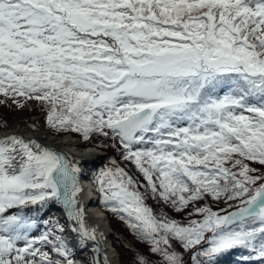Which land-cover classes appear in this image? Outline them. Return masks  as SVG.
<instances>
[{
    "label": "snow or ice",
    "instance_id": "snow-or-ice-1",
    "mask_svg": "<svg viewBox=\"0 0 264 264\" xmlns=\"http://www.w3.org/2000/svg\"><path fill=\"white\" fill-rule=\"evenodd\" d=\"M0 97L112 141L121 159L96 190L159 264H220L237 249L238 264H264V0H0ZM7 128L0 264H80L59 220L37 234L52 205L109 264L85 224L79 162Z\"/></svg>",
    "mask_w": 264,
    "mask_h": 264
},
{
    "label": "bare ground",
    "instance_id": "bare-ground-1",
    "mask_svg": "<svg viewBox=\"0 0 264 264\" xmlns=\"http://www.w3.org/2000/svg\"><path fill=\"white\" fill-rule=\"evenodd\" d=\"M7 132L9 134H19L24 136L26 139H37L39 142L45 144L46 146L53 147L56 150L68 155L69 157L73 158L74 160L79 162V166L81 167L82 172L87 175L86 170L84 171L83 162L87 159L93 158V148L87 150L86 148H80V142L75 140L72 135H62V137H56L49 134H46L42 130H27L22 131L19 125H15L11 128H7ZM3 134V131L0 130V135ZM91 156V157H90ZM81 186L83 188V192L80 195V199L82 202V206L85 210V224L88 229L94 230L97 233L99 238V245L101 248L102 256H107L109 264H120L119 256L117 251L115 250L113 244L109 240V223L107 221V216L101 209L98 208L96 203V196L94 195V191L92 188V184L89 180L81 178ZM97 205V206H96ZM59 207V206H58ZM61 216H64L62 209L60 208ZM60 216V217H61ZM70 231V230H69ZM71 232V231H70ZM72 237V246L74 247L75 251L85 250L92 254V248L90 243L93 241H87L86 246H78L79 239Z\"/></svg>",
    "mask_w": 264,
    "mask_h": 264
},
{
    "label": "trees",
    "instance_id": "trees-1",
    "mask_svg": "<svg viewBox=\"0 0 264 264\" xmlns=\"http://www.w3.org/2000/svg\"><path fill=\"white\" fill-rule=\"evenodd\" d=\"M0 101H4L3 103H0V111L3 110V112H5V114H7V115H12V116L13 115H20V116L24 115V116L32 117V116H36L38 114H41L43 117V121L46 123V111L40 105V103L37 101H28L24 108L17 107V105L14 104L11 100H8L4 97H0ZM46 125H47V123H46ZM47 127H48V125H47ZM60 133L67 135L66 132H60ZM92 138L94 139V141L90 142V144H92L91 146L97 147L98 149L105 152L104 159L101 163L102 165H100L97 168L95 167L96 169H95L94 173L96 176V174L99 172L100 169L104 168L105 166H107L110 163L111 159H116L117 161H120L121 158H120L119 153L116 151V149L111 147L112 141L106 140L105 138L99 137V136H93ZM82 141H84V140L82 139ZM84 142H87V141H84ZM121 166H124L123 162H121ZM253 166L254 167H260L259 165H253ZM127 167L130 168L133 172H135V169L131 164H128ZM94 186H95V182H94ZM94 191L99 198L98 199V206H99V208L102 207V209L106 213L107 219L109 221V227L111 228V230L117 234L123 235L126 239H128L130 242L135 244L140 252L150 253L149 246L142 243L141 241H139L138 237H136L132 233V231L127 227L126 223L123 220H121L118 215L112 213L111 211H109L105 207V205L102 202L101 196L99 195L98 191L96 190V186H95ZM148 203L155 206L156 209H160L161 207H164V210L168 213L169 216H171L172 218H174L176 220L178 219L181 222H186V215H187L186 213H176L172 209L167 208L163 205H156L155 202H153L152 200H149ZM223 207H225V205H223V204H220L218 206V208H223ZM218 208H217V210H218ZM115 222L118 223L119 226L115 225L116 224ZM66 235H67V238H68V236L70 237V234H66ZM115 243H116L115 245H117V246L121 244L118 241H115ZM175 246H176L178 251L183 252V249L180 247V245L178 243L175 244ZM143 248H144V250H143ZM241 251L242 250H239V249L233 250L231 253L222 256L220 258V264H238V262L240 260ZM190 255H191V253H185V261L187 262V264H191V261L189 260ZM144 256H146L147 258L149 257L147 254H145ZM152 261L155 262L154 260H152Z\"/></svg>",
    "mask_w": 264,
    "mask_h": 264
},
{
    "label": "rangeland",
    "instance_id": "rangeland-1",
    "mask_svg": "<svg viewBox=\"0 0 264 264\" xmlns=\"http://www.w3.org/2000/svg\"><path fill=\"white\" fill-rule=\"evenodd\" d=\"M4 121L7 122L8 128H11L15 125H19L21 127L22 131L38 130L39 129V130H42L43 132H45L46 134L56 136V137H62V134H63V133H60L54 129L47 127L46 123L43 121V117L41 114H38V115L32 116V117H28V116H24V115H22V116L13 115L12 116V115L5 114V112H3V110H2V111H0V123H2ZM66 134L72 135V137L75 140L80 142V146H79L80 148H86V149L93 148V150L95 152L97 151L98 153H100V154H98L99 156H96L95 154H93L94 156H92L93 158H91V159H94L95 161H97L98 164L97 165L95 164V166L89 165L88 168L86 169L87 180H89L91 182L92 188L94 191V189H95V186H94L95 173H94V171L97 167L102 165L101 163L104 159L105 152L98 149L97 147L91 146L92 144H90V142L94 141L93 138L87 142H84V141H82V138H81L80 134H78V133L66 132ZM63 135H65V134H63ZM94 195L96 196L95 200H96V204L98 205V199L99 198H98L97 194L95 193V191H94ZM153 207L155 208V206H153ZM98 208H99V206H98ZM99 209H101L103 211V213H105L104 210L102 209V207H100ZM156 210L159 211V209H156ZM39 216H40V221H39V228H38L37 234H40L45 230L44 221L49 220V219L59 220V222L65 227V229L68 230L66 232V234H70L69 225L65 221L60 220V219L64 218V216H61V212L50 211L49 214L43 215V217H41V215H39ZM107 221H108V219H107ZM108 223H109V221H108ZM115 225L119 226L118 223H116ZM116 235L119 238H114V239L109 238V240L111 241V244H113L115 250L118 253L120 264H133V261L136 260L139 255H145V254H147L152 260H154L156 264H159V258L158 257L152 255L151 253L140 252L139 249L137 248V246L135 244H133L132 242H130L128 239H126L123 235L117 234V233H116ZM71 238L72 237L70 234V237L68 236V240L70 241V244L72 245V239ZM115 241H118L121 244L117 246V245H115L116 244ZM143 250H144V248H143ZM76 259L80 262V264H94L92 254L88 251H85V250L77 251L76 252Z\"/></svg>",
    "mask_w": 264,
    "mask_h": 264
},
{
    "label": "water",
    "instance_id": "water-1",
    "mask_svg": "<svg viewBox=\"0 0 264 264\" xmlns=\"http://www.w3.org/2000/svg\"><path fill=\"white\" fill-rule=\"evenodd\" d=\"M87 150H89V149H87ZM58 151V150H57ZM94 151V150H93ZM60 152V151H59ZM94 153H95V155L96 156H99L98 154H100V153H98L97 151L95 152L94 151ZM83 162V168H84V171L88 168V166L89 165H91V166H95V164L97 165L98 163H97V161H95L94 159H87V160H85V161H82ZM81 178H84V179H87V175L86 174H84V173H81ZM96 204V203H95ZM97 206V205H96ZM60 208L62 209V207H58L57 205H52V206H50L49 207V209H47V210H45L44 212H42V213H40L39 215H41V217H43V215H46V214H49V212L50 211H55V212H59L60 211ZM62 211H63V209H62ZM63 213H64V215H65V217L64 218H62V219H60V220H63V221H65L68 225H69V230L72 228V227H74L75 225L67 218V214H66V212H64L63 211ZM70 234H72L74 237H77L78 239H79V237L77 236V234L75 233V232H70ZM109 238H119L115 233H113L111 230H110V233H109ZM90 245H91V248H92V253H93V255H94V257H95V260L97 259V254L95 253V251H94V248H95V242H91L90 243ZM100 255L102 256V253H100Z\"/></svg>",
    "mask_w": 264,
    "mask_h": 264
}]
</instances>
